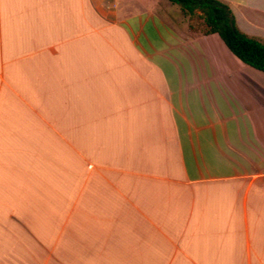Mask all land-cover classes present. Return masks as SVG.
I'll return each instance as SVG.
<instances>
[{
	"label": "crops",
	"instance_id": "crops-1",
	"mask_svg": "<svg viewBox=\"0 0 264 264\" xmlns=\"http://www.w3.org/2000/svg\"><path fill=\"white\" fill-rule=\"evenodd\" d=\"M221 1L264 41V0ZM190 29L0 0V264H264V71Z\"/></svg>",
	"mask_w": 264,
	"mask_h": 264
},
{
	"label": "trees",
	"instance_id": "trees-1",
	"mask_svg": "<svg viewBox=\"0 0 264 264\" xmlns=\"http://www.w3.org/2000/svg\"><path fill=\"white\" fill-rule=\"evenodd\" d=\"M170 1L178 4L186 15L199 14L207 27L205 34L218 33L243 62L264 71V41L250 37L239 28L227 3L221 0Z\"/></svg>",
	"mask_w": 264,
	"mask_h": 264
},
{
	"label": "rangeland",
	"instance_id": "rangeland-1",
	"mask_svg": "<svg viewBox=\"0 0 264 264\" xmlns=\"http://www.w3.org/2000/svg\"><path fill=\"white\" fill-rule=\"evenodd\" d=\"M188 18V19H187ZM184 20L185 22H188V24L191 25V32H197V33H204L207 29L206 25L204 24L203 19L199 14H195L193 16H189L184 14ZM186 25V23H185ZM189 26V25H188Z\"/></svg>",
	"mask_w": 264,
	"mask_h": 264
}]
</instances>
